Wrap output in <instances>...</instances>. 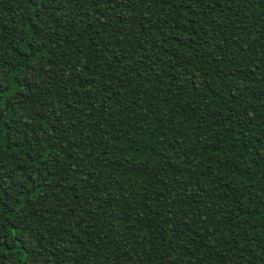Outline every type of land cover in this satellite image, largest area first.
<instances>
[{"label": "trees", "instance_id": "trees-1", "mask_svg": "<svg viewBox=\"0 0 264 264\" xmlns=\"http://www.w3.org/2000/svg\"><path fill=\"white\" fill-rule=\"evenodd\" d=\"M0 264H264V0H0Z\"/></svg>", "mask_w": 264, "mask_h": 264}]
</instances>
